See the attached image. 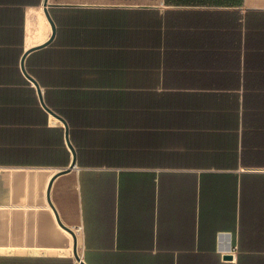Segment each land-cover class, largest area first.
Masks as SVG:
<instances>
[{"label": "crops", "instance_id": "crops-1", "mask_svg": "<svg viewBox=\"0 0 264 264\" xmlns=\"http://www.w3.org/2000/svg\"><path fill=\"white\" fill-rule=\"evenodd\" d=\"M63 1L0 0V264H264V0Z\"/></svg>", "mask_w": 264, "mask_h": 264}, {"label": "trees", "instance_id": "trees-1", "mask_svg": "<svg viewBox=\"0 0 264 264\" xmlns=\"http://www.w3.org/2000/svg\"><path fill=\"white\" fill-rule=\"evenodd\" d=\"M243 0H64L68 3L88 4H123V5H144V6H186V7H221L238 6Z\"/></svg>", "mask_w": 264, "mask_h": 264}, {"label": "water", "instance_id": "water-1", "mask_svg": "<svg viewBox=\"0 0 264 264\" xmlns=\"http://www.w3.org/2000/svg\"><path fill=\"white\" fill-rule=\"evenodd\" d=\"M48 5H49V4H48V0H44V6L47 7ZM44 12H45V15H46V17H47V19H48V21H49V23H50V25H51L52 32H53V34H54V32H55V28H54L53 21L51 20V18H50V16H49V13H48L47 9H45ZM52 37H53V36H52ZM52 37H51V38H52ZM51 181H52V180H51ZM51 181H50V183H49V185H48V188H47V201H48V203L50 204V206L52 207L53 211L55 212V209L53 208V205H52V203H51V201H50V199H49V190H50V186H51ZM55 216H56V219H57V222H58L59 226H61V227H62L63 229H65V230H67V231L72 235V237H73V253H74L75 258L78 259V260L80 261V259H79V257H78V254H77V238H76V235H75L74 231L71 230L70 228H67L66 226H64V225L61 223V221L59 220V218H58L56 212H55Z\"/></svg>", "mask_w": 264, "mask_h": 264}, {"label": "bare ground", "instance_id": "bare-ground-1", "mask_svg": "<svg viewBox=\"0 0 264 264\" xmlns=\"http://www.w3.org/2000/svg\"><path fill=\"white\" fill-rule=\"evenodd\" d=\"M78 264V263H77Z\"/></svg>", "mask_w": 264, "mask_h": 264}]
</instances>
